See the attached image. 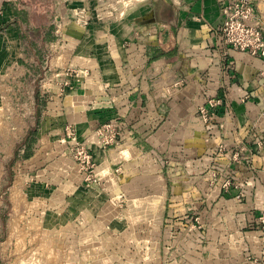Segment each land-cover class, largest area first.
<instances>
[{
	"label": "crops",
	"instance_id": "crops-1",
	"mask_svg": "<svg viewBox=\"0 0 264 264\" xmlns=\"http://www.w3.org/2000/svg\"><path fill=\"white\" fill-rule=\"evenodd\" d=\"M258 1L264 0H252L253 3ZM52 7V0H0V36L6 34L12 38L13 51V63L7 67L8 56L0 52V92H7L6 95L0 93V98L6 97L11 106L8 116L4 114L1 120L5 133L0 137L2 140L5 137L10 139L13 144L15 141L20 143L33 124L26 115L34 116L36 105L33 94L38 88L36 85L32 89L27 86L26 78L34 82L40 77L46 87L56 89L53 85L56 79L50 72L51 61L48 67L45 57L46 49L55 42L50 22ZM130 14L132 17L145 14L140 24L144 39L147 26L155 24L163 47H159L154 38H148L146 60L140 66L126 67V70L120 67L125 59L120 48L121 40L130 29L127 22L112 25L113 43H100L89 33L80 41L63 44L66 50L63 52L67 55L62 57L65 56L66 62L80 71L87 70L90 77H80V85H77L81 98V103L77 105H85L80 110L81 130L86 136L106 118L120 116L128 124L127 129L131 130V135L123 139L122 146H128L136 156L146 153L154 157V161L158 155L159 158L170 159L165 163L158 161L155 168L158 178L164 180L160 200V216L165 217L163 223L177 217L182 220L201 209L199 213L209 218L207 233L211 249L223 251L221 259L209 264H264V225L257 221V210H264V154L253 151L255 147L249 142L252 126L264 106V98L239 99L243 94L249 96L252 93L253 96L257 91L254 74L260 63L242 53L233 52L225 62L221 60L220 63L210 55L214 39L212 27L219 24L221 16L216 0H152L146 6L138 5ZM7 25L11 29H7ZM34 30L39 35L35 36ZM104 43L108 48L106 55L101 49ZM148 48H156L164 55L148 61ZM71 54H75L72 59ZM76 58L79 62H75ZM101 59L108 60V63L101 62ZM227 62H231L230 66H226ZM175 76L186 80L177 93L167 96L163 89L157 88V78L162 77L161 85L166 86ZM202 76H208L207 87L210 90L222 86L218 95L225 96L230 113L227 120L220 119L223 110L218 108L219 117L211 126V140L198 125H180L188 113L201 103L196 92ZM88 81L93 82L92 88ZM25 88L30 90L28 95ZM38 91L41 97L45 93ZM219 119L222 121L219 122ZM222 122L227 123L225 133L220 131ZM258 127L264 135V125L259 124ZM218 144L227 147L245 144L250 149L249 164L231 165L228 171L236 176L240 185L245 180L249 184L247 190L250 195L241 202L230 201L238 193L232 189L228 195L230 198L218 204L220 187L210 185L207 170L219 158L211 149ZM4 147V144L0 146V192L7 184L4 171L6 157L10 153L4 151ZM94 150L98 158L101 153L108 152L99 146H95ZM117 155L116 160L125 162ZM34 156L35 150L30 159L21 161L26 163ZM112 165H115L114 162H109L108 166L99 164L98 170L103 168L109 172ZM107 172L103 173L106 177ZM98 175L102 177L99 172ZM82 180L83 176L74 183L76 190L80 186L85 189ZM168 191L171 192L169 196ZM245 241L253 253V261L240 258V245Z\"/></svg>",
	"mask_w": 264,
	"mask_h": 264
},
{
	"label": "rangeland",
	"instance_id": "rangeland-1",
	"mask_svg": "<svg viewBox=\"0 0 264 264\" xmlns=\"http://www.w3.org/2000/svg\"><path fill=\"white\" fill-rule=\"evenodd\" d=\"M106 36L109 42L115 41ZM11 42L9 35L0 36V52L8 56L6 67L13 63ZM62 46L59 41L45 54L48 67L51 61L56 89L46 87L40 77L34 82L26 78L31 89L36 85L45 92L42 98L46 102L34 159L26 163L18 159L9 166L19 143L0 137V146L4 144L3 150L10 152L6 165L11 176L10 185L0 192V264H209L221 259L223 251L209 245V218L199 213L201 209L182 220L177 217L163 223L160 200L164 180L158 178L155 168L158 161L170 159L158 155L155 162L146 153L136 156L128 146L105 148L107 153L96 156L98 144L92 132L99 125L86 136L81 130L80 110L85 105H77L81 103L80 82L76 79L64 85L70 77L68 70L80 69L62 57L67 55ZM101 49L103 55L108 54L106 43ZM101 62L107 64L108 60ZM88 82L92 88L93 82ZM25 89L28 95L30 90ZM10 107L6 97L0 98V136L5 133L1 120ZM26 117L34 122L33 115ZM85 151L91 157L87 171ZM116 155L125 162L116 160ZM109 162L115 164L109 172L98 170L99 164L108 166ZM106 172L107 177L103 175ZM82 176L85 189L80 186L76 190L74 183ZM240 258L253 261L246 241L240 245Z\"/></svg>",
	"mask_w": 264,
	"mask_h": 264
},
{
	"label": "built area",
	"instance_id": "built-area-1",
	"mask_svg": "<svg viewBox=\"0 0 264 264\" xmlns=\"http://www.w3.org/2000/svg\"><path fill=\"white\" fill-rule=\"evenodd\" d=\"M152 0H52L53 10L50 14V22L53 26L54 44L59 41L61 44L74 40L80 41L89 33L97 38H105L109 42V38L115 40V36L111 32V27L114 24L127 22L130 25L129 33L121 40L120 48L124 55L122 70L126 67L134 68L137 65L145 63L146 48L149 44L146 43L148 38H154L156 44L162 47L158 38V27L155 24L147 26V35L141 32L140 24L144 21V15L132 17V9L138 5L146 6ZM220 9V22L215 27H212L213 44L209 53L216 61L224 62L231 56V53H242L250 56L252 59L260 63L259 68H255L254 80L257 82V91L251 95L243 94L239 96L241 101L245 98L257 97L264 98V1L253 3L252 0H216ZM132 17V18H130ZM137 23V24H136ZM102 33V35H101ZM111 33V34H110ZM115 42V41H114ZM231 62H227L226 66H230ZM70 73V74H69ZM72 74L74 76H72ZM68 75L64 81L65 86H69L71 81L86 78L87 70L75 71L68 70ZM79 75H81L79 77ZM79 77V78H78ZM204 77V78H203ZM208 76L200 77L197 83V94L201 98V103L193 109L183 122L184 124L198 125L203 134L208 140L210 136L211 126L218 119V108L222 109L223 114L220 119L227 120L230 116L227 100L225 96L219 97L218 91L222 86L215 90H210L207 87ZM164 79L159 77L155 84L157 88L163 89V92L169 96L177 93L186 80L183 78H175L168 85H161ZM140 107V112L141 114ZM219 119V122L222 121ZM264 106L260 110V115L256 123L252 126V132L249 135V142H252L253 151L258 154H264V135L259 129V124L264 125ZM92 133L95 136V141L101 149L113 147L119 149L122 147V141L127 136L131 135V130L127 129V123L118 115H112L98 124ZM221 133L227 131V123L220 124ZM84 150V149H83ZM219 158L214 164L208 167V177L210 185L220 187L219 202L227 199L229 191L234 189L238 193L230 198V201L241 202L246 196L250 195L247 190L248 182L236 180V176L230 170L231 165H247L250 162V149L245 144H237L227 147L223 144H218L211 149ZM86 169L89 166L90 156L85 151ZM85 175V173H84ZM257 221L264 225V210L258 211ZM188 217V216H186ZM252 229V228H251Z\"/></svg>",
	"mask_w": 264,
	"mask_h": 264
},
{
	"label": "trees",
	"instance_id": "trees-1",
	"mask_svg": "<svg viewBox=\"0 0 264 264\" xmlns=\"http://www.w3.org/2000/svg\"><path fill=\"white\" fill-rule=\"evenodd\" d=\"M50 1V0H49ZM52 26V25H51ZM7 29H11V26L7 25ZM51 31L53 32V26L51 28ZM33 34L35 36L39 35V32L37 30H34ZM164 54L156 49V48H148L147 56L148 61H153L156 58L163 56ZM33 98L35 101V112H34V122L33 124L28 128L24 138L22 141L18 144L16 149L14 150L12 157L9 162V166H12L16 160H28L33 156V150L34 147L38 141L37 135H38V124L41 118V110H43L46 107L45 100L40 96L39 91L36 90L33 94ZM8 164L5 165V171H4V178L7 183V186L10 185L11 176L10 173H8Z\"/></svg>",
	"mask_w": 264,
	"mask_h": 264
},
{
	"label": "bare ground",
	"instance_id": "bare-ground-1",
	"mask_svg": "<svg viewBox=\"0 0 264 264\" xmlns=\"http://www.w3.org/2000/svg\"><path fill=\"white\" fill-rule=\"evenodd\" d=\"M22 241V240H21Z\"/></svg>",
	"mask_w": 264,
	"mask_h": 264
}]
</instances>
